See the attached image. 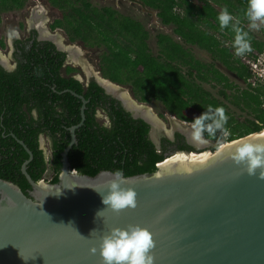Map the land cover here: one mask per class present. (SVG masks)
Masks as SVG:
<instances>
[{
	"label": "trees",
	"instance_id": "obj_1",
	"mask_svg": "<svg viewBox=\"0 0 264 264\" xmlns=\"http://www.w3.org/2000/svg\"><path fill=\"white\" fill-rule=\"evenodd\" d=\"M13 1L16 5L20 3V0ZM73 1L51 0L65 11L64 21H58L56 26L64 27L73 41L80 40L86 46L107 49L100 56V67L106 78L131 86L141 101L161 102L169 113L187 122L193 121L185 114L189 109L201 115L209 105L223 107L228 116L227 124L213 136L204 133L206 139L215 142L228 143L264 130V86L235 96V104L243 103L255 115V120L246 126L237 123L228 113V105L220 102L202 85L205 83L214 88L213 83H226L224 87L233 88L229 78L217 68L218 63L245 81L252 77L249 68L242 64L241 57L235 55L232 47L234 33L230 28L222 31L217 20L218 13L226 6L234 17L240 19L241 27L248 31V21L244 17L247 0H144L147 6L158 11L165 26L174 27L175 35L180 38L176 41L169 35L159 34L158 54H154L150 47V33L140 22L110 8L100 10L88 0ZM7 5L6 0L1 6L7 9ZM249 35L251 52L264 53V41L258 40L250 31ZM47 45L54 49L52 44ZM186 45L207 52L212 63L197 59ZM58 57L59 64H54L50 55H46L43 58L44 71L34 77L21 66L16 73H7L0 68V178L17 184L27 195L32 188L22 173V166L29 155L17 141L19 139L34 155L28 166V173L34 181L43 180L50 168L53 172L50 183L59 182L62 153L71 140L68 128L82 120L83 103L71 91L90 101L85 112L86 121L77 131L79 144L69 153L74 169L90 176L116 169L122 170L126 177L155 173L157 164L165 156L164 151L159 153L149 140L150 126L142 120L133 119L117 100L105 95L95 82L86 89L81 82L63 77L60 70L65 55L59 53ZM73 71L75 69L68 68L69 73ZM51 75L54 78L52 84L42 79H49ZM55 84L57 91L62 93L53 91L51 86ZM50 94L56 97L53 103L47 101ZM221 94L229 99L226 90ZM25 104L30 111L37 110L41 118L48 117L51 122L47 126L41 125L32 117V112H22ZM100 108L109 114L111 128L96 122L95 112ZM64 121H67L66 126ZM42 133H48L53 140L50 161L46 160L44 151L39 147ZM178 137L184 140L182 136ZM183 149L190 148L185 145ZM212 150H218V145Z\"/></svg>",
	"mask_w": 264,
	"mask_h": 264
},
{
	"label": "water",
	"instance_id": "obj_2",
	"mask_svg": "<svg viewBox=\"0 0 264 264\" xmlns=\"http://www.w3.org/2000/svg\"><path fill=\"white\" fill-rule=\"evenodd\" d=\"M74 95L84 102L82 121L71 129L58 183L34 181V155L13 135L29 155L22 173L32 188L27 195L0 178V264H104L100 238L129 224L152 233L154 264H264V179L232 159L241 141L264 142V130L202 156L174 153L153 174L124 175L131 184L121 186L136 191L137 207L117 213L102 202L112 171L83 175L70 162L88 103ZM182 153L190 159L171 162Z\"/></svg>",
	"mask_w": 264,
	"mask_h": 264
},
{
	"label": "flooded vegetation",
	"instance_id": "obj_3",
	"mask_svg": "<svg viewBox=\"0 0 264 264\" xmlns=\"http://www.w3.org/2000/svg\"><path fill=\"white\" fill-rule=\"evenodd\" d=\"M4 1H6V0H0V28H1V25H3V24L8 25V26L6 28V31H4L6 33L5 36L0 31V68L5 70L7 73H16L21 66L22 70L24 68H27V71H30V73L32 74L31 76L34 77L35 74H38L39 72L44 71L43 58H45L46 55H50V57L54 60V64H59L58 54L63 53L65 55V59L63 62V66L60 70L62 73V76L68 77V78H73V79L81 82L85 86L86 89H88L90 87L91 83L95 82L97 85H99L104 90L105 95L117 100L121 104V106L124 108V110H126L128 113L131 114V117L133 119L142 120L145 123H147L150 126V132L148 135L149 140L152 141V143L155 145L156 149H158L159 153L164 151L165 158L167 156H170L174 153H179V152L202 151V149L199 150L197 148L198 146L195 145L189 138V134H190V132H192V129H191L192 127L189 125L190 122L183 121L179 117H177L176 115L169 113V111L166 109V107L161 102L156 101V100H152V101L161 103V105L164 107L166 113L171 115V117L173 119H175V121L179 122L178 124H175L176 127H172L171 129L170 128L168 129L166 127L165 123L161 119V118H163L164 114H160V117H161L160 118L159 115L156 114L153 109H151V108L148 109L147 106H144L142 103H148V102L141 101L138 97H136L131 86L121 85V84H118V83L113 82L112 80L106 78L104 76L102 70H101V67L99 68L98 72L90 73L89 77L86 78V81L79 78L77 76V74H78L77 69L71 66V65H73V63H76L74 60H77L80 56L79 53H77L78 47H76V45H73V43L81 42L83 45H85V44L80 40H77V41L71 40L69 33L67 32V30L64 27L56 26L58 21H64V19H65V13L64 12L65 11L62 10L61 8L55 6L51 2V0H44V2L46 3L47 7L50 8L52 11L59 12V16L56 18H53L54 20H52V21L49 18L50 17V11L47 12V10L44 7L37 5L40 2L39 0H32V4H36V5H34L35 6L34 8L31 6L28 7L27 4L30 0H20V3L17 5L14 3L13 0H7L8 1L7 9L1 6ZM88 1L90 2V4L92 6L98 8L100 10L110 8L111 10L116 11L117 13L121 14L118 10H116L115 8H112L108 5H106V6L104 5L102 8H100L94 4L93 0H88ZM126 1L133 3V4H139V5L143 6L144 10H146L149 14H152L154 16V18H155L154 20L160 26H164L166 28L169 27V26H165L162 23V20L158 16V11L147 6L145 4L144 0H126ZM196 1H198V0H196ZM73 2H76V0H74ZM210 2L215 7L218 8V6L215 5L214 2H212V1H210ZM26 7H28L26 19L23 21L20 20L18 23H15L12 26L11 23L8 22L9 18H7V17L10 16V14H12V13H14L15 15L20 14L21 12H23L25 10ZM29 8H30V10H29ZM121 15L127 16L133 20L140 22L142 25H144V23L139 19H135V18H133L129 15H125L123 13ZM144 27L146 28L145 25H144ZM173 29H174V27H173ZM12 30H14V32ZM61 31H63L67 35L68 40H66L64 37L61 38L62 37V35L60 34ZM173 32H174V30H173ZM160 34H166V33H160ZM166 35H169V36L173 37L174 39L176 37L177 40L176 39L175 40L180 41V38L178 36H176L175 33H174L175 37L173 35H170V34H166ZM150 37H151V35H150ZM67 41H69L70 43L68 44ZM47 44H52L54 46V49H53V47L48 46ZM229 45H230L229 42H227V46H229ZM186 46L189 48H193V49L198 48L195 46H189V45H186ZM87 47H89V46H87ZM90 48H96V49L103 50V53L107 50L105 47H101V48L90 47ZM201 51H203V50H201ZM241 62H242V64H244L242 61V57H241ZM205 63H208V62H205ZM209 63H212V60ZM68 68H73V69H75V71L69 73ZM217 68L229 78L230 84L233 85V88L228 89V88L224 87L226 83H213L214 88L212 87V85H209V84L203 83L202 85L203 86L208 85V86H211L213 89L217 90V96L214 94L213 95L216 98H218V100L220 102L223 101L225 104L228 105V111H229L228 113L232 117L235 118L237 123H240V124L246 125V126L250 125V121L255 120V115L252 112H249V110L246 109V107L243 103H241L240 105L235 104V101L237 100V99H235V96L238 94L242 95V93L244 91L254 92L255 89H257L261 86H264V84L254 81L252 77L249 78L248 81H245V80L239 78L235 73H232V72H229L228 70H226L225 67L219 63L217 64ZM37 77L40 78V75H37ZM42 79L44 81L47 79L48 84H52V82L54 80L52 75L49 79L45 78V77ZM31 80L33 81V79H31ZM126 86L132 90V94L136 100H134V98L132 97V95L129 92H126L123 89ZM51 88L53 89V91L55 93H58V94L62 93V92L57 91V84L51 86ZM223 90H226L227 94L229 95V99L225 98V96L221 94V91H223ZM66 91H71V90H66ZM71 92L74 95L75 92L74 91H71ZM77 95H79V94H77ZM29 96L30 95H26L25 97H29ZM79 96H82L88 103L90 102L83 95H79ZM55 98L56 97L53 94H50L49 97L47 98V101L49 103H53L54 101H56V100H54ZM80 100L83 103L82 108H81V117H82L84 102L81 98H80ZM152 101H150V102H152ZM88 103L85 106L84 112H86ZM262 107L264 109V104L262 105ZM230 108H234L236 111H238L239 115H237L235 113V111L231 110ZM22 112H32V111H30L27 108V105L25 104L23 109H22ZM100 112H102L105 115V118H102V117L100 118V114H99ZM186 112H185V114H186ZM241 115H243V117ZM85 116H86V113H85ZM32 117H34L36 120H39L40 124L44 125V126H47V124L49 122H51L48 117L41 118L39 116V112L37 110H36L35 115H33V113H32ZM95 119H96V122L100 123V125H102L105 128H111V126H112V120L104 108H100V109H98L97 112H95ZM85 121H86V117H85ZM85 121H84V123H85ZM57 123H59V122H57ZM66 123H67V121H64V124H65L64 126H66ZM78 125H75V126L68 128V130L70 132V139H71V129L73 127L78 126ZM82 126L76 130V135H77V131L79 129H81ZM154 132L158 133L156 136H159L161 134L158 137V139L153 137ZM178 135L182 136L184 138V140L179 138ZM60 137H61V135H60ZM42 138H46L49 141V145H48V149L50 150L49 160L47 159L46 152H45L44 148H42V145H41ZM204 139L206 141H208V144L205 145V147L203 148V149H207V150H204L202 152H205V151L208 152V149H209V151H213L212 149L214 147H216L217 145L219 147L221 144H224L221 142H215V141L206 139L205 136H204ZM77 141H78V139H77ZM166 141H168V142H166ZM70 142H71V140H70ZM78 144H79V142L76 145H78ZM185 145L188 146L190 149H183V147ZM39 147H40V149H42L44 151L45 156H46V160L50 161L52 159V156H53L52 155L53 154V149H52L53 148V140L48 133H42L39 136ZM179 155H181V154H179ZM164 159L162 161H164ZM161 162H159V164ZM74 170H76V169H74Z\"/></svg>",
	"mask_w": 264,
	"mask_h": 264
},
{
	"label": "clouds",
	"instance_id": "obj_4",
	"mask_svg": "<svg viewBox=\"0 0 264 264\" xmlns=\"http://www.w3.org/2000/svg\"><path fill=\"white\" fill-rule=\"evenodd\" d=\"M244 17L248 21V31L241 27L240 19L234 17L225 6L217 15L220 29L230 28L234 33L232 47L237 57H243L252 51L249 31H259L264 27V0H247ZM14 32V30H12ZM35 115L36 110H32ZM228 116L223 107L208 106L205 112L194 117L191 122L193 139L205 143L204 133L213 136L227 124ZM233 161L246 166L249 175H255L260 169L259 176L264 179V142L243 140L235 146ZM112 179L108 182V192L103 195L102 202L114 212L137 207V193L131 188L121 185L131 184L120 169L114 170ZM99 216V212L97 213ZM100 255L104 264H154L151 250L155 248L152 233L140 225L129 224L126 228L113 227L100 238ZM93 253L96 248H92Z\"/></svg>",
	"mask_w": 264,
	"mask_h": 264
},
{
	"label": "rangeland",
	"instance_id": "obj_5",
	"mask_svg": "<svg viewBox=\"0 0 264 264\" xmlns=\"http://www.w3.org/2000/svg\"><path fill=\"white\" fill-rule=\"evenodd\" d=\"M40 2L37 4L38 6L44 7L47 12L50 11V19L51 21L54 20L53 18H56L59 16V12H54L52 11L50 8L47 7L46 3L44 2V0H39ZM94 4L97 7L102 8L104 5H108L112 8H115L116 10H118L121 14H125V15H129L135 19H139L141 20L144 25L146 26V28L149 30L150 32V40H149V44L154 52V54H158V47H157V36L160 33H166V34H170L174 36V32H173V27L169 26V27H164V26H160L154 19V16L152 14H149L146 10H144L143 6L139 5V4H133L130 3L126 0H93ZM28 7H35L34 5L36 4H32V0H30L28 2ZM28 7L25 8V10L23 12H21L20 14H10V16H8L7 18H9L8 22L11 23V25L13 26L15 23H18L20 20H25L26 19V15H27V10ZM30 10V8H29ZM8 25H1L0 31L1 33H3V35L5 36L6 33L4 31H6ZM248 28V25H247ZM251 33H253L255 35V37L258 40H263L264 41V33H263V27L259 30V31H250ZM60 34L62 35L61 38H65L66 40H68L67 35L61 31ZM175 37V36H174ZM175 39L177 40V38L175 37ZM67 43L69 44L70 42L67 41ZM230 44V43H229ZM73 45H76L77 48V52L79 53V58L77 60H74L76 63H73V65H71L72 67L77 69V76L79 78H81L82 80L86 81V78L89 77L90 73H95L99 71L100 68V56L103 53V50L100 49H96V48H90L87 47L85 45H83L81 42H76L73 43ZM187 47V46H186ZM189 48V47H187ZM192 52L195 54L196 58L201 60L202 62H210L211 58L209 56L208 53L199 50L198 48H191ZM205 86V85H204ZM205 88L209 91H211L214 95L217 96V90L213 89L211 86L206 85ZM126 92H129L132 97L135 99V97L132 94V90L129 87H124L123 88ZM144 106H147L148 109L151 108L154 110V112L156 114L159 115L160 114H164L162 121L165 123L166 127L169 129H171L172 127H176L175 124H178L179 122L175 121V119H173L171 117V115H169L168 113H166L164 107L161 105V103L159 102H148V103H142ZM231 110L235 111V113L237 115H239L238 111H236L234 108H230ZM100 118H105V115L100 112ZM186 114L193 120L194 117L199 116V114L195 111V110H188L186 112ZM243 117V115H241ZM189 125L191 126V122L189 123ZM192 129V128H191ZM158 133L154 132L153 133V137H155L156 139H158L159 136H156ZM42 148H44L45 152H46V156L47 159L49 160L50 158V150L48 149V145H49V141L46 138H42ZM226 145V144H224ZM220 147V146H219ZM218 147V148H219ZM207 150V149H203L202 151ZM209 151V149H208ZM215 152V151H214ZM208 153V152H207ZM53 176V172L51 171V169L49 168L47 170V173L45 174L44 180L46 182H50L51 178Z\"/></svg>",
	"mask_w": 264,
	"mask_h": 264
},
{
	"label": "built area",
	"instance_id": "obj_6",
	"mask_svg": "<svg viewBox=\"0 0 264 264\" xmlns=\"http://www.w3.org/2000/svg\"><path fill=\"white\" fill-rule=\"evenodd\" d=\"M254 81L264 84V53L253 51L242 57Z\"/></svg>",
	"mask_w": 264,
	"mask_h": 264
},
{
	"label": "bare ground",
	"instance_id": "obj_7",
	"mask_svg": "<svg viewBox=\"0 0 264 264\" xmlns=\"http://www.w3.org/2000/svg\"><path fill=\"white\" fill-rule=\"evenodd\" d=\"M63 45V44H62ZM69 49V48H68ZM71 50V49H70ZM78 53V52H77ZM103 81V80H102ZM108 86V85H107ZM107 88V87H106ZM129 104V103H128ZM131 105V104H130ZM138 110V109H137ZM189 138L190 140L195 144L197 145L198 147H205V145L208 144V141H206L205 143H201V142H197L193 139V134L192 132H190L189 134ZM227 146H230V144H226V145H223L222 148H226ZM211 152H204L202 154H195L193 153L191 155V158H194V157H198V156H202V155H205V154H209ZM186 159H190V157H188L185 153H182L181 155L178 154V156L176 155L173 159H171V162H180V161H183V160H186Z\"/></svg>",
	"mask_w": 264,
	"mask_h": 264
}]
</instances>
